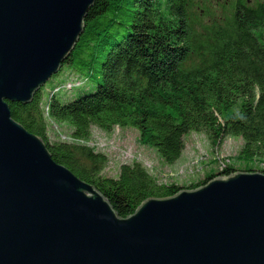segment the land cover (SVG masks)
<instances>
[{
    "label": "trees",
    "instance_id": "16d2710c",
    "mask_svg": "<svg viewBox=\"0 0 264 264\" xmlns=\"http://www.w3.org/2000/svg\"><path fill=\"white\" fill-rule=\"evenodd\" d=\"M84 24L51 76L58 80L68 69L79 75L78 83L62 92L45 83L30 103L8 106L13 119L45 142L52 159L93 185L119 217L216 174L184 187L158 183L132 162L107 176V156L89 145L92 127L134 129L168 165L180 159L193 132L213 145L241 139L244 160H264V1L96 0ZM50 122L69 132L50 140ZM233 172L226 166L218 174Z\"/></svg>",
    "mask_w": 264,
    "mask_h": 264
},
{
    "label": "water",
    "instance_id": "95a60500",
    "mask_svg": "<svg viewBox=\"0 0 264 264\" xmlns=\"http://www.w3.org/2000/svg\"><path fill=\"white\" fill-rule=\"evenodd\" d=\"M96 0H0V264H264V172L216 176L121 218L13 119L58 73Z\"/></svg>",
    "mask_w": 264,
    "mask_h": 264
},
{
    "label": "rangeland",
    "instance_id": "374dc122",
    "mask_svg": "<svg viewBox=\"0 0 264 264\" xmlns=\"http://www.w3.org/2000/svg\"><path fill=\"white\" fill-rule=\"evenodd\" d=\"M58 76L51 78L46 88L51 86L53 91H70L79 81V75L68 69L57 80ZM58 132L68 133L69 129L66 125L50 122L49 139L57 140ZM61 137L66 136L63 134ZM89 145L96 152L107 156L108 164L103 174L111 177L116 176L121 164L132 162L142 164L158 183L184 187L204 180L211 173L218 174L226 166L232 167L235 172L264 170V160L247 161L241 157V139L227 137L221 145H213L204 133L198 132L185 137L182 156L172 165L165 164L153 148L141 142L138 132L130 128L115 127L110 132H105L92 127Z\"/></svg>",
    "mask_w": 264,
    "mask_h": 264
},
{
    "label": "bare ground",
    "instance_id": "6f19581e",
    "mask_svg": "<svg viewBox=\"0 0 264 264\" xmlns=\"http://www.w3.org/2000/svg\"><path fill=\"white\" fill-rule=\"evenodd\" d=\"M76 82V81H75Z\"/></svg>",
    "mask_w": 264,
    "mask_h": 264
}]
</instances>
